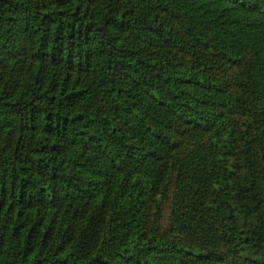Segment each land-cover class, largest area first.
I'll list each match as a JSON object with an SVG mask.
<instances>
[{"label":"trees","instance_id":"1","mask_svg":"<svg viewBox=\"0 0 264 264\" xmlns=\"http://www.w3.org/2000/svg\"><path fill=\"white\" fill-rule=\"evenodd\" d=\"M174 50L240 64L241 94L224 97ZM225 105L251 117L264 160L256 0H0V264L177 261L188 250L144 223L175 121L211 134L181 173L177 223L264 264L263 183Z\"/></svg>","mask_w":264,"mask_h":264},{"label":"rangeland","instance_id":"2","mask_svg":"<svg viewBox=\"0 0 264 264\" xmlns=\"http://www.w3.org/2000/svg\"><path fill=\"white\" fill-rule=\"evenodd\" d=\"M256 3L264 10V0H256ZM158 16L161 20L168 21L175 29H178L188 45L194 47L191 49L195 50V43L190 40L174 18L167 16V13L162 11H159ZM204 49V47H199L198 51L203 54ZM172 56L181 67H199L195 63V56L189 51L174 50ZM199 69L211 81L218 84L224 97H229L234 102L235 98L241 94L236 84L241 72L240 64L231 60L216 58L210 63L209 68L200 66ZM220 113L230 118L229 120L234 124L240 149L246 143L250 145L254 166L263 183L262 195L264 198V160L255 143L251 117L243 114L235 107H227L226 105L221 108ZM162 137L168 149V154L163 163L161 178L146 206L145 228L147 229L156 224L158 233L164 240L176 243L188 251L172 252L167 249V246H163L165 250L161 254H168L171 251L179 259L172 262H161L159 255L155 258H149L148 261L154 264H249L237 248L229 249L222 243L213 240H208L203 245L196 243L194 241L195 236L192 235L191 231L184 229L176 221L181 205L178 196V188L182 180L181 173L187 166V162L194 158L196 153L200 151L209 152L211 134L208 131L203 132L192 128L188 123L175 121L163 130ZM157 212L159 213L158 217L156 216ZM195 249L201 251L204 256L194 257L191 255L189 251Z\"/></svg>","mask_w":264,"mask_h":264}]
</instances>
